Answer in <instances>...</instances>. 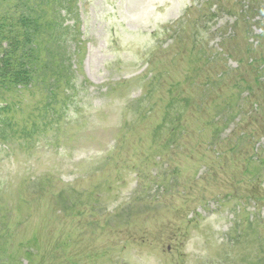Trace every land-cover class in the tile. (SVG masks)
<instances>
[{
	"label": "rangeland",
	"instance_id": "obj_1",
	"mask_svg": "<svg viewBox=\"0 0 264 264\" xmlns=\"http://www.w3.org/2000/svg\"><path fill=\"white\" fill-rule=\"evenodd\" d=\"M35 2L0 264H264V0Z\"/></svg>",
	"mask_w": 264,
	"mask_h": 264
},
{
	"label": "trees",
	"instance_id": "obj_2",
	"mask_svg": "<svg viewBox=\"0 0 264 264\" xmlns=\"http://www.w3.org/2000/svg\"><path fill=\"white\" fill-rule=\"evenodd\" d=\"M29 1L13 0L20 8L13 18L0 13V89L24 86L38 70L34 71L32 55L36 54L35 49L39 46L34 29L42 18L37 3L30 4Z\"/></svg>",
	"mask_w": 264,
	"mask_h": 264
}]
</instances>
